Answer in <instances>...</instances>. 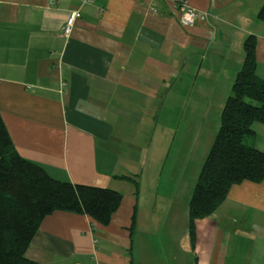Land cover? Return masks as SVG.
I'll use <instances>...</instances> for the list:
<instances>
[{
    "label": "crops",
    "instance_id": "crops-1",
    "mask_svg": "<svg viewBox=\"0 0 264 264\" xmlns=\"http://www.w3.org/2000/svg\"><path fill=\"white\" fill-rule=\"evenodd\" d=\"M186 1L206 18L184 24L168 0H0V114L13 148L57 180L122 194L107 224L78 212L46 215L25 253L36 264H264V177L231 185L195 221L193 242L187 203L196 180L182 205L160 212L143 193L147 109L179 97L189 77L213 82L206 92L224 103L250 34L264 80L256 17L264 0ZM252 129L248 143L264 152V124Z\"/></svg>",
    "mask_w": 264,
    "mask_h": 264
},
{
    "label": "trees",
    "instance_id": "trees-1",
    "mask_svg": "<svg viewBox=\"0 0 264 264\" xmlns=\"http://www.w3.org/2000/svg\"><path fill=\"white\" fill-rule=\"evenodd\" d=\"M256 17L264 22V3ZM243 52L242 65L220 112L218 130L188 199L192 242L195 221L211 215L231 185L244 180L259 182L264 177V152L248 143L252 124H264V80L256 73L254 35L244 39ZM134 187L137 192L136 181ZM121 199L122 194L109 187L57 180L39 164L21 157L0 114V264H36L25 253L46 215L78 212L107 224Z\"/></svg>",
    "mask_w": 264,
    "mask_h": 264
},
{
    "label": "rangeland",
    "instance_id": "rangeland-1",
    "mask_svg": "<svg viewBox=\"0 0 264 264\" xmlns=\"http://www.w3.org/2000/svg\"><path fill=\"white\" fill-rule=\"evenodd\" d=\"M189 80L179 97L169 93L163 98L164 106L147 109L144 117L148 126L145 140L140 141L146 144L138 164L147 176L143 193H150L159 212L172 201L178 205L185 201L219 127L223 99L205 90L213 82ZM138 111L134 110L133 118L140 116ZM182 244L180 223V251Z\"/></svg>",
    "mask_w": 264,
    "mask_h": 264
},
{
    "label": "built area",
    "instance_id": "built-area-1",
    "mask_svg": "<svg viewBox=\"0 0 264 264\" xmlns=\"http://www.w3.org/2000/svg\"><path fill=\"white\" fill-rule=\"evenodd\" d=\"M96 0H80L81 4H91ZM174 8L180 13V20L184 24H194L206 18V13L198 11L191 7L186 0H168ZM79 16V9H71L69 11L67 20L63 26V34L67 36L71 31L76 18Z\"/></svg>",
    "mask_w": 264,
    "mask_h": 264
}]
</instances>
